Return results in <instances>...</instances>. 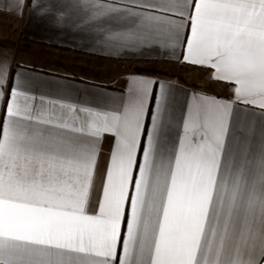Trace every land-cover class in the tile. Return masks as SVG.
<instances>
[{"label":"snow or ice","instance_id":"1","mask_svg":"<svg viewBox=\"0 0 264 264\" xmlns=\"http://www.w3.org/2000/svg\"><path fill=\"white\" fill-rule=\"evenodd\" d=\"M67 6L112 51L186 41L184 60L234 99L194 94L177 116L163 82L153 101L154 82L130 77L119 103L93 106L22 90L17 74L0 119V264H264V120L235 108L264 117V0ZM8 74L0 63V88Z\"/></svg>","mask_w":264,"mask_h":264},{"label":"crops","instance_id":"2","mask_svg":"<svg viewBox=\"0 0 264 264\" xmlns=\"http://www.w3.org/2000/svg\"><path fill=\"white\" fill-rule=\"evenodd\" d=\"M73 0H0V63L9 74L0 88V119L10 101L19 74L22 90L72 101L111 100L119 103L130 77L152 80V100L164 83L175 100L179 116L194 94L232 101L234 85L212 78L214 69L184 60L186 41L175 47L155 43L138 49L112 51L102 43L103 34L83 23L82 14L68 7ZM241 116L259 123L260 109L236 104ZM247 110V111H245ZM152 105H149V115ZM256 113V115H252ZM114 137L105 134L99 145L97 179L92 207L99 198Z\"/></svg>","mask_w":264,"mask_h":264}]
</instances>
